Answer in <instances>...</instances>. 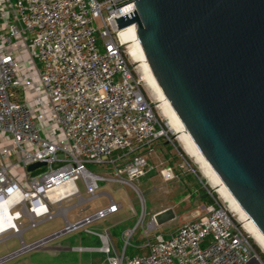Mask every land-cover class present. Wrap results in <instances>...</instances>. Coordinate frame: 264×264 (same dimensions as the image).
<instances>
[{"label": "built area", "instance_id": "2783aa9c", "mask_svg": "<svg viewBox=\"0 0 264 264\" xmlns=\"http://www.w3.org/2000/svg\"><path fill=\"white\" fill-rule=\"evenodd\" d=\"M135 9V0H0V203L11 200L22 232L55 218L53 205L72 196L81 204L97 199L102 181L135 186L151 169L146 153L159 140L175 145L120 35L116 18ZM38 161L45 164L28 169ZM91 164L114 173L99 174ZM161 173L175 177L171 167ZM67 183L70 190L52 195ZM206 189L213 201L205 214L171 233L158 231L157 214L144 226V208L118 244L110 227H92L120 210L110 196L106 206L75 221L65 217L60 235L85 231L98 244L73 249L102 253L107 264H264L245 220L214 187ZM139 226L146 241L133 245Z\"/></svg>", "mask_w": 264, "mask_h": 264}, {"label": "water", "instance_id": "95a60500", "mask_svg": "<svg viewBox=\"0 0 264 264\" xmlns=\"http://www.w3.org/2000/svg\"><path fill=\"white\" fill-rule=\"evenodd\" d=\"M135 7L115 17L119 29L132 24L184 131L264 235V0H135Z\"/></svg>", "mask_w": 264, "mask_h": 264}, {"label": "rangeland", "instance_id": "374dc122", "mask_svg": "<svg viewBox=\"0 0 264 264\" xmlns=\"http://www.w3.org/2000/svg\"><path fill=\"white\" fill-rule=\"evenodd\" d=\"M133 44L134 41L130 44L128 43L127 49L129 50V45L133 48ZM129 59L136 78L141 80L143 89L154 103L156 114L166 126L172 139L187 156L188 163L183 161V167H185L189 175H193V183H196L195 185H198L197 187H203L206 191V186L211 189L214 187V194L217 195V198L225 206L230 207L235 211L238 217L241 218L231 200H228L223 193L219 192L220 187L216 186L218 184L212 179L206 165L195 153L192 152L189 143L184 138L185 136L173 121L170 110L151 83L144 61H142L141 58L135 59L131 56ZM169 145L174 148V151L178 149V147L173 144L169 143ZM89 168L92 171L103 175L111 176L114 173V170L112 169L103 170V168L94 164L89 165ZM162 168H160L156 174L152 175L153 179L151 180L149 179V176L143 177V175L139 177L134 181L135 186L115 181H102L99 183L98 189V192L102 194L97 199L90 201L89 203L81 204L78 197L72 196L59 205H53V212L58 214L55 218L46 220L37 227L27 229L22 233L9 231L2 234L0 238V259L1 257L15 251H18L17 253L19 254L14 255L7 260L0 261V264H107L105 261V255L102 253H80L73 249L78 245L98 244L97 239L88 236L83 230L62 234L45 243L40 242L37 246L27 249H23V242L30 244L38 241L46 235L61 230L65 225V217L70 221H75L88 212L106 206L109 202L110 196L116 202L122 203L123 207H121L116 214L96 222L92 227L96 229L111 227L115 239L118 236L120 237V234L124 229L134 227L140 222L144 208V226H146L151 220L154 212L162 209H165V214L164 212L157 214L159 215L158 221H160L159 219L162 220L158 230L167 232L170 230L171 226L175 227L180 223L188 221L193 217L190 209H192L194 204L196 205V209L200 208L199 205L201 202L199 201V197L196 196L193 199L188 197L186 198L185 204H181L182 201L178 199L183 190H191L193 183L192 181H189L188 183L183 181L184 186H182L178 180L167 179L162 173H160ZM196 171H198L199 174H197ZM158 173L159 175H157ZM176 184L178 186H176ZM78 185L82 195L85 196L86 192L81 180L78 181ZM188 210L190 211L187 212ZM172 214L175 218L173 217L174 219H172L171 222L164 223L165 217ZM26 220L27 217L23 219V222L27 223ZM243 224L254 246H256L259 252L264 254V248L258 243L256 238H254L250 225L248 223L245 225V222H243ZM145 241L146 237L143 233L142 227L139 226L137 234L132 240V244H141ZM18 249H20V251Z\"/></svg>", "mask_w": 264, "mask_h": 264}, {"label": "bare ground", "instance_id": "6f19581e", "mask_svg": "<svg viewBox=\"0 0 264 264\" xmlns=\"http://www.w3.org/2000/svg\"><path fill=\"white\" fill-rule=\"evenodd\" d=\"M120 35H121V38L127 44L128 43L130 44L132 41H134L133 48H131L130 45H129V54H130V56L135 58V59L136 58H138V59L141 58V60L144 61V64L146 66V70L148 72V75H149V78L151 80V83L153 84L155 90L158 92L159 96L165 102V104L167 105L168 109L170 110L171 115L173 117V121L175 122V124L178 127V129L185 136L184 138L189 143L192 152L195 153L203 161V163L208 168L207 170L210 172V174L212 176V179H214V181L217 182L218 185H216V186L220 187L219 188V192L223 193L228 200H231L233 205L236 207L235 208L236 211L240 214L241 218H243L245 220V225H247V223L250 225V227L252 228V232H253L254 238H256L258 243L264 248V235L258 230V228L255 226V224L252 222V220L249 218V216L244 212V210L234 200V198L231 196V194L229 193L227 188L224 186L222 181L213 172V170L208 166V164L206 163L205 159L202 157V155L196 149L195 145L193 144V142L190 139V137L188 136V134L184 131V128L182 127L181 123L179 122L178 118L176 117L175 113L173 112L168 100L166 99V97H165L164 93L162 92L160 86L158 85L157 81L153 77L152 73L149 71V69H148V67H147V65L145 63V60L142 58V55L140 54V50H139L137 44L135 43L132 24L127 26V27H125V28H123L120 31ZM70 188H71V184L70 183H67L65 185L59 186V187H57V188H55L53 190L52 195L57 197V196H59L61 194H64L66 191L70 190ZM10 201L11 200L8 199V200L3 201V202L0 203V235L4 234L6 232H9V231H13L14 233H22L21 229L18 226L17 221L15 220V216L10 211ZM38 244H40V242ZM38 244H26V243L23 242V249L34 247V246H37Z\"/></svg>", "mask_w": 264, "mask_h": 264}, {"label": "crops", "instance_id": "0c3cea01", "mask_svg": "<svg viewBox=\"0 0 264 264\" xmlns=\"http://www.w3.org/2000/svg\"><path fill=\"white\" fill-rule=\"evenodd\" d=\"M146 156L148 158V163H149V166L151 167V169H149V171H147L146 175H144L143 177L149 176V179L151 180V179H153L152 175L156 174L160 168L171 167V168H173L174 173H175V177L173 179L178 180V182H180L182 186H184L183 181H185L186 183H188L189 181L190 182L192 181V183H193L194 177H193V175H189V173L186 171L185 167H183L184 166L183 165V159L180 157L178 149H176L174 151V148L173 147L170 148L168 142H166L164 140H159L153 146V149L150 152L146 153ZM100 168H103V170H111V169L113 170V168H111L110 166H100ZM157 175H159V173ZM109 182H114V180H110ZM195 184L196 183H193V187H191V190H187V189L183 190V192L180 194V198L178 199V200L182 201L181 204H185L186 198L189 197V198L193 199L196 196L199 197V201L201 202V204L199 205L200 208L196 209L195 208L196 205L194 204L192 209H190L191 211L190 210L187 211V212L190 211L191 215L193 216L188 221L195 220V219L203 216L205 214L204 207L210 203V202L205 200V198L208 196V195L207 196L205 195L207 193V191H204L202 189L203 187H197L198 185H195ZM176 186H178V185L176 184ZM120 205H121V207H123L122 203H120ZM161 212H164V214H165V209L156 211L153 214H158ZM187 214H189V213H187ZM157 217L159 218V215H157ZM173 217L175 218V216L173 214L167 215L164 219V221H165L164 223L171 222L172 219H174ZM159 220H160L159 223H161L162 220L161 219H159ZM188 221H185V222H188ZM185 222H183V223H185ZM183 223H180V224L176 225L175 227L171 226L170 230L167 232L162 231V230H158V231L164 232V233H171L172 231H174L177 227H179ZM111 230H112V228H111ZM112 234H113V232H112ZM113 236H114V234H113ZM115 240L118 242V244L121 243L119 236Z\"/></svg>", "mask_w": 264, "mask_h": 264}, {"label": "trees", "instance_id": "16d2710c", "mask_svg": "<svg viewBox=\"0 0 264 264\" xmlns=\"http://www.w3.org/2000/svg\"><path fill=\"white\" fill-rule=\"evenodd\" d=\"M174 143H175V145L174 146H177L178 147V145L176 144V142L174 141ZM170 146V148L172 147L171 145H169ZM178 150L180 151V152H182L184 155H185V153L182 151V149L181 148H179L178 147ZM185 157L187 158V156L185 155ZM195 169V168H194ZM197 172V174H199V172L198 171H196ZM204 191H206L204 188H202ZM205 200L206 201H208V202H212L213 201V199H212V196H210V195H208L206 198H205ZM97 242H98V240H97ZM254 245V244H253ZM255 247V249H256V251L262 256V258L264 259V254L263 253H261V252H259V250H257V248H256V246H254ZM134 249H132V248H130L129 249V254H134Z\"/></svg>", "mask_w": 264, "mask_h": 264}, {"label": "clouds", "instance_id": "9594fccd", "mask_svg": "<svg viewBox=\"0 0 264 264\" xmlns=\"http://www.w3.org/2000/svg\"><path fill=\"white\" fill-rule=\"evenodd\" d=\"M6 226V225H5Z\"/></svg>", "mask_w": 264, "mask_h": 264}]
</instances>
